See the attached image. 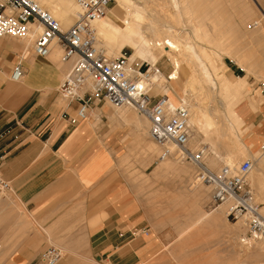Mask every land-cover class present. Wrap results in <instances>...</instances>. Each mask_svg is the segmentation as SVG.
Returning a JSON list of instances; mask_svg holds the SVG:
<instances>
[{"label":"crops","instance_id":"0c3cea01","mask_svg":"<svg viewBox=\"0 0 264 264\" xmlns=\"http://www.w3.org/2000/svg\"><path fill=\"white\" fill-rule=\"evenodd\" d=\"M59 1L70 6L69 0ZM20 50L14 38L0 40V103L9 107L0 106V177L10 184L8 193L0 191L2 264H43L48 244L65 252L61 264H85L75 256L99 253L108 255L111 264H137L157 252L152 239L142 238L137 246L129 237L130 230L148 221L135 185L118 172L132 127L99 101L87 119L71 126L66 117L76 113L80 102L62 98L61 83L56 88L71 61L57 68L22 52L18 62L25 76L15 82L11 65ZM258 89L237 105L251 152L264 142V99L255 98Z\"/></svg>","mask_w":264,"mask_h":264},{"label":"rangeland","instance_id":"374dc122","mask_svg":"<svg viewBox=\"0 0 264 264\" xmlns=\"http://www.w3.org/2000/svg\"><path fill=\"white\" fill-rule=\"evenodd\" d=\"M135 1L144 8H175L174 4L170 0ZM180 1L182 2V6L184 5V7L193 9L191 13L197 17L195 23H205L204 29L209 31L210 35L214 38V42H218V44L224 48L225 52L222 49L220 51V48H217L219 51L217 53L220 56L218 57L217 61L227 65L226 74L228 76L230 75L234 76L235 78H244V83L247 86L246 97H250L254 91V88L257 86L259 88L260 82L264 81V0H240L239 3H237L235 0ZM55 2L60 4L59 0H55ZM69 2L72 8H66L68 11H70V16L68 19H66V23H63L64 29L69 28L75 22L73 13L76 8V0H69ZM45 4L46 6H50L48 3ZM115 4V2L112 3L111 7L115 6ZM182 25L184 28L181 27ZM178 27L180 28L181 35L184 38L187 36V34L189 35L191 33L190 35H192V28H188L190 26L189 23L186 22V18L182 19V22ZM37 36L38 35H36V38ZM11 38H16V40L19 39L18 37ZM3 39L6 38H1L0 40ZM191 40L193 42L196 41V44L197 42L199 45L202 44L199 38L196 40L195 38H192ZM33 45L30 47V52L32 53ZM217 49H215V51ZM115 50L117 52L116 56L124 54L129 57L131 61L136 62L141 61L142 59V61L148 62L147 60L134 55V50L128 46L118 45ZM21 53L22 51L20 50L13 56L14 58L11 67H13V65L18 62ZM27 53H29V51ZM157 64L164 74H168L172 70V66L165 59L159 60ZM67 72L58 77L56 88L59 86ZM182 75L183 78L186 77L185 71L182 73ZM163 81H165L164 78ZM168 86L171 87V84L168 83ZM203 87L204 88L202 92L210 90L212 101L210 99H204L203 95V98L201 99H203L205 102L203 100L202 101L204 103L207 102V105L210 104L212 107H216V112H218L219 109L217 114H220L218 116L220 117V120L217 117V121H219L220 126L226 125V122L229 120V116L225 110V101L219 92V88L217 87L210 89L211 87L208 85H204ZM155 91L158 93L161 91V89L159 90L155 88ZM197 92L199 93H197L196 96L198 98L202 97L200 96L201 92L199 90ZM164 93L165 91H161L160 94ZM254 94L257 100L261 101L264 99V97L261 96L262 94L260 89H258V91ZM6 97L8 99L10 98L7 95ZM245 98L242 97L240 102ZM194 101L195 100L190 103H193ZM99 102L106 103L107 101L103 100ZM109 105L111 107L110 103ZM0 106L7 107L2 103H0ZM112 107V111L116 114H118L119 111L121 112L122 110H126L125 108H127L123 107L119 110L118 107L113 105ZM7 109H9V107H7ZM127 110L128 112L131 111L129 112L130 114L133 113L136 116L141 115L137 114L132 108L130 109V107H128ZM221 117L222 121L225 119V122L223 121L222 124H220L222 122ZM226 119L228 120L226 121ZM125 124L129 127V129L132 127V131L130 133L129 146L124 152L123 157L120 159V163L118 165L119 177L122 180L131 181L135 185V192L138 198L143 201V216L148 220L147 225L144 228H135L130 230L129 237L130 239L136 238L134 244L137 246L140 243H143L142 238L152 239L153 241L151 240L150 244H154V242L158 243L157 252L151 254L147 258L142 259L137 264H256L255 261L251 260V258L248 256H239L235 252L240 244L236 243L231 238L233 233H230V227H232L230 225L236 223L237 220L228 219L226 216L224 221H222L221 226H213V224L208 222L206 219L198 221L199 216L194 203V190L199 185H203L206 189L205 198L199 200L200 203H202L203 211L205 210L204 212L209 214L213 213L218 208L210 204L209 187L207 186V183L203 181L205 174H203L202 169L198 167L193 161H181L175 155H171L170 157L166 158L168 159L167 162H172V165H174L175 168L177 167L186 169V173H179L174 167L173 169H166L167 171H165V169H160L161 164L166 160L159 159V156L162 153V148L156 145L150 139L148 133L146 134L147 136L141 137L138 135V133H136L133 124ZM147 124L149 128V121H147ZM191 129L192 138L189 147L193 150L204 149V162L208 166L211 150L208 141H205L204 139L205 134L200 133L199 136H196L195 128L191 127ZM223 141L226 142L227 139H224ZM150 142L153 143V147L157 150L147 149L146 145ZM225 142L221 143L220 151L222 152H224L225 146L227 145ZM228 142L229 140L227 143ZM141 148H144L145 150L147 149L146 151L149 152H146L145 150L143 151ZM176 149L177 148H175L173 152H177ZM226 149L229 150V148ZM226 149L225 151H227ZM243 153V155L239 153V155L236 156V161L238 160V164L242 163L246 159L253 161L254 168L252 167L253 170H251V173L249 172L250 174L248 175V181L253 191L254 188L253 185H251V178L253 179L254 177H257V174L256 172L252 171L258 172L261 169L259 160L260 157L264 155V152L262 153L260 148V150L255 152L249 151V153H247L245 151ZM220 162L216 165L217 167L212 166L209 167V169L212 171L220 170V168L225 165L223 161L221 163ZM238 164L237 167L239 166ZM200 176H202L203 179H201ZM199 178L202 180L201 183L198 182ZM0 191H2V193H8L4 190ZM255 200L264 206V200L258 197ZM15 204L17 207L19 206L18 203ZM19 209L23 210L22 207H19ZM245 230L246 228L243 231L245 232L244 235L242 234L241 236L246 239H252V244H255V241H261L264 239L251 236ZM145 231L148 232V236L144 234ZM121 233L122 232L119 234L120 236ZM251 243L250 245H246L250 246V249L252 246H254L251 245ZM50 246L52 245L48 244L42 253ZM239 249L241 248L239 247ZM62 253L63 257L58 264H61L65 258V252H63V250ZM107 256L108 255L103 253L96 255L82 254L80 257L75 256V261H84L85 264H111ZM0 260V264H2L3 260ZM262 260H264V257ZM260 262H257V264L264 263V261Z\"/></svg>","mask_w":264,"mask_h":264},{"label":"bare ground","instance_id":"6f19581e","mask_svg":"<svg viewBox=\"0 0 264 264\" xmlns=\"http://www.w3.org/2000/svg\"><path fill=\"white\" fill-rule=\"evenodd\" d=\"M37 1L43 8L50 11L58 19L63 30H68L72 26L71 25L67 29L63 28L64 26L63 23H66V19H68V17L70 16V11H68V9L66 8H72L71 5L66 7L58 3H53L49 0H37ZM170 1L174 4L175 8H144L143 6L137 4L135 0H114V2L116 3L115 6L109 8L108 13L105 17L95 21L93 24L94 26L93 28L96 32L98 44L100 47L104 49L107 56L110 57L113 56V58L117 57L116 56L117 52L115 50L116 47L118 45H124L133 49L134 55L147 60L149 64L152 66L158 65L157 63L159 62V60L162 59H165L172 66V70L168 74H164L162 70L161 73L150 74V77L148 78L149 79L148 83L150 85L152 84L151 94L155 97L161 95H167L173 105H179L183 103L188 107L189 127H190L189 144L192 138L191 127L195 128L196 136H199L200 133L205 134L204 139L205 141H208L211 150V156L208 162L209 164L207 163L208 164L207 166L206 163L204 162L205 157H203V159L200 161L193 160V162L198 167H200L202 169L203 174H205V177H203L204 179L202 178L203 175L200 176V178L207 183V186L209 187V195H210L211 186L208 184L207 175H209L208 172H212V170H210L209 167L216 166L220 161L221 162L223 161L225 165L221 167L220 170L224 167L236 168L237 164L239 163L238 160L236 161V156H238L239 153L243 155L244 154L243 152L246 151L247 153H249L250 151L249 148L246 146L245 142L243 141V135L245 133V129H243L244 123L242 119L239 117L237 111L238 101L241 99L242 96L246 95L247 86L244 83L243 77L235 78L234 76H230V75L228 76L226 74L227 65L220 61L219 62L217 61L218 57H220L217 53L219 52L217 48H220V51L221 49L224 51V48H222V46H220L218 42H214V38L210 35L209 31L207 29H204L205 23H201V24L195 23L197 17L194 16L193 13H191L193 9L189 7L188 8L184 7V5L182 6V2L180 0H170ZM235 1L237 3L240 2V0H235ZM45 3L50 4V6H46ZM78 12H79V4H78V0H76V8L73 13L75 17V21L78 17ZM183 18L184 19L186 18V22L189 23L190 27L188 28H192L191 30L192 35H190L191 33L188 35L187 32L186 33L187 36L185 38L181 35V30L178 27L181 24ZM209 26L211 27L210 24ZM181 27H183V25ZM41 31H42L41 26H38L36 24H31L26 30V32L18 37L19 39L16 40L15 38L14 40L20 46H22L23 53H26L28 51L30 52V47L35 43V42L33 43V41L36 39V35H39ZM6 36L0 37V39L9 37V35ZM10 37H14V36H10ZM192 38L193 39L195 38V40L199 38L202 44L199 45L198 42L196 44L195 40H194L195 42L191 40ZM52 45L53 48L50 54L42 58H46L47 60L51 61L57 68H60L64 66L66 62L69 61H64L62 59V50L60 48L57 39L54 40ZM215 49L217 50L215 51ZM32 54L38 56L34 51V45H33ZM129 62L131 64V68H130L131 73L132 74L137 73V69L134 68L133 66L135 62L131 61L130 58H129ZM71 65H72V61H71ZM69 67H68L69 68L68 72L71 69V66ZM184 71L186 73L185 78H183L182 75ZM11 74H10V78L12 79ZM162 77L165 79V81H163ZM21 80L15 82H20ZM168 83L171 84V87L168 86ZM204 85L210 86L211 87L210 89H214L217 87L219 88V92L221 96H223L224 98L223 100L225 101V108H226L225 110L227 111L229 116V120L226 119V121L228 120L226 122V125L220 126L219 121H217L218 120L217 117L220 115L217 114L219 112V109L218 112H216L217 109L216 107L214 108L210 104L207 105V102L204 103L205 101L201 99L204 96V99L211 100L210 90L202 92ZM155 88L159 90L161 89V91H165V93L160 94L161 91L157 93V91H155ZM198 90L201 92L200 96L203 95L200 98L196 96V94L199 93L197 92ZM62 98L66 99L63 96ZM193 100L195 101L193 103H190ZM106 101H107L106 104L110 106L109 105L110 103L112 107L113 104L109 100ZM123 107L128 108V106H122L118 108L120 110ZM127 108H125L126 110L124 111L123 110L121 112L119 111L117 117L120 118L121 121L123 120L125 123L133 124L135 129L138 130L143 137L147 136L146 135L147 133L149 134L150 137V126H151L150 120L142 114L140 116L139 115L136 116L133 113L130 114L129 112L131 111L128 112ZM136 113L140 114L137 111ZM218 118L220 120V117ZM147 121H149V128ZM221 121H222V117H221ZM223 121L220 124H222ZM150 139L156 145L160 146L151 137ZM224 139H227V141L229 140V142L227 143V141L226 142L223 141ZM223 142L227 144L225 146V149L229 148V150L226 149L227 151H225L224 149V152L220 151L221 143ZM146 147L148 150L150 149L157 150L156 148L153 147L152 142L147 143ZM160 147L162 148V153L159 156L160 160L166 159L171 155L172 156L175 155L181 161H190V160H182L178 156L180 148L176 146L174 143H167L165 147L162 146ZM175 148H177L176 149L177 152L176 151L173 152ZM141 149H143V151L145 150L144 148ZM165 149L168 150L170 154L162 158V154ZM261 151L262 153L264 152L262 146H261ZM167 160L168 159H166L161 164L160 169L162 170L165 169V171H167L169 168L173 169L174 167V165H172L173 163L172 162L169 163V161L167 162ZM259 163L261 165V169L258 172L252 171V172H256L257 174V177H254L253 179L251 178L252 181L251 185H253L254 188L252 194L255 199L258 197L264 200V155L260 157ZM175 169L179 173L187 172V170L184 168L176 167ZM200 178L198 179L199 183L202 182ZM205 190L206 189L204 188L203 185H199L194 190V203L197 209V214L199 216L198 221H202L203 219H206L208 222L212 223L213 226L214 225L221 226L222 221H224V218H226L228 214L229 207L227 204H223L217 206L219 209L217 208L213 213L206 214L204 212L205 210L203 211L202 203H200L199 201L205 198L206 196ZM209 200L211 204V198ZM263 211H264V206H263ZM230 226H232L230 227V233H233L232 237L231 235L230 237L236 243L240 244L239 246L237 244L238 249L235 250L236 254H238L239 256L240 255L248 256L249 258H251V260L255 261L256 264L257 262L264 261L262 260L264 257V239L261 241H255L256 243L252 244L251 243L252 239L250 238L246 239L242 237L241 235L242 234L244 235L245 233L243 232L244 229L246 228L245 231H248V229L244 221L241 219L237 220L236 223H233ZM250 243L251 245H254L251 248L252 250L250 249V246H246L247 244L250 245ZM239 247L241 249H239Z\"/></svg>","mask_w":264,"mask_h":264},{"label":"built area","instance_id":"2783aa9c","mask_svg":"<svg viewBox=\"0 0 264 264\" xmlns=\"http://www.w3.org/2000/svg\"><path fill=\"white\" fill-rule=\"evenodd\" d=\"M113 2L78 0V17L68 30H63L58 19L37 0H0V37H19L31 24L41 26L42 31L34 43V51L41 57L49 55L54 40H58L62 59L72 61L59 91L69 102H80L76 113L66 117L71 126L88 118L94 101L109 100L116 107L128 106L146 116L151 123L150 137L160 146L174 143L180 148L178 156L182 160H202L204 150L189 147L188 107L183 103L173 105L167 95L155 97L151 94L152 84L148 83V78L151 73H161V68L142 60L136 61L133 66L137 73L132 74L126 55L113 58L99 46L93 24L107 15ZM25 71V66L16 62L12 67V79L21 80ZM259 89L264 95V81L260 82ZM169 154L165 149L162 158ZM2 159L0 156V161ZM252 166L253 162L247 159L236 168L224 167L220 171L208 172L207 181L211 186V204L215 207L227 204L228 219L243 220L248 234L263 238V204L255 201L248 181ZM9 189V182L0 177V190ZM62 257L59 247L50 246L41 254V261L43 264H58Z\"/></svg>","mask_w":264,"mask_h":264}]
</instances>
